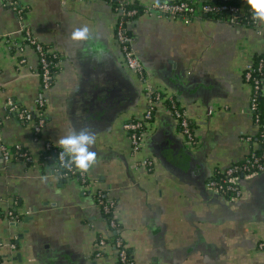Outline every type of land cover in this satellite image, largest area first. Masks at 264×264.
<instances>
[{"label": "crops", "instance_id": "obj_1", "mask_svg": "<svg viewBox=\"0 0 264 264\" xmlns=\"http://www.w3.org/2000/svg\"><path fill=\"white\" fill-rule=\"evenodd\" d=\"M17 2L21 18L0 0V139L21 145L36 161L0 156L5 263L128 264L119 261L111 244L95 254L96 239L113 234L95 200L100 190L114 203L117 231L133 264H264L259 246L264 243V171L241 177V195L233 200L206 184L216 169L259 147L243 68L254 53L264 52L259 31L264 22L258 21V28L206 15L182 19L140 13L127 22L143 65L140 76L123 61L111 3ZM83 25L93 38L71 40V32ZM24 27L58 55L47 88L41 87L38 53ZM4 38L18 46L10 49ZM146 85L172 96L185 110L196 145L186 144L164 97L146 122L138 152L132 153L124 123L143 118L149 104ZM38 97L45 100V122L36 138L32 122L5 109L11 98L37 112ZM82 127L95 133L96 163L84 172L85 179L61 175L56 161L42 160L44 143L63 150L58 140ZM143 157L151 164H136ZM8 209L15 215H6Z\"/></svg>", "mask_w": 264, "mask_h": 264}, {"label": "built area", "instance_id": "obj_2", "mask_svg": "<svg viewBox=\"0 0 264 264\" xmlns=\"http://www.w3.org/2000/svg\"><path fill=\"white\" fill-rule=\"evenodd\" d=\"M105 1L113 4V8L117 14L114 36L120 47L123 61L127 68L140 76L144 74L143 65L133 48V37L127 26V22L134 18V16L139 15L140 13H155L156 15L163 17L192 19L206 15L208 12L226 10L229 12V15L224 16V19H227L231 23H241L240 16L244 11L243 5L244 3H247V0H159V4L157 5L156 0H154L139 6L137 4L136 6L130 0ZM3 3L12 7L16 11L18 17H22V7L18 5L17 0H3ZM248 11V21L251 22V26H258V20L253 19V12L250 7H248ZM23 30L28 41L34 45L38 53V62L40 66L39 70L37 66V72L40 77L41 87L47 88L54 75V72L51 70L52 61H48L45 58L43 55L44 46L35 39L30 33L28 27H24ZM259 31L264 36V29L259 28ZM5 42L8 47L18 46L16 45L17 42L10 38H6ZM53 52L54 56H58L55 51ZM25 61V56L21 55L19 57V62L24 63ZM243 78L250 86L249 111L252 114L254 122L258 125V130L261 128L262 134L264 135V97L262 101L259 102L257 96L259 90L264 95V70L261 69V61L256 65L252 60L247 62L243 68ZM145 91L149 104L143 118L128 120L124 123V127L128 131L132 153L136 154L138 152L142 144L143 130L146 122L152 117L155 105L163 100L164 97L169 101L170 111L177 119L180 132L185 138L186 144L196 145L198 139L192 131L190 119L185 110L176 103L175 99L172 96L166 97L161 91L156 89L153 90L149 85L145 86ZM37 103L40 106V109H37V112H34L31 109L17 104L15 100L8 98L5 109L7 113H13L21 121L32 122L33 135L36 138L40 136L41 129L45 122L42 110V106L45 103L44 98L38 97ZM50 147V142L45 141L44 149L41 154L43 161L50 157V154L46 152V149H49ZM62 151L63 150L61 149L56 151L58 159L56 162L59 173L64 176L75 175L85 179V173L78 170L74 165L71 169L61 167L60 153ZM0 156L3 161L21 160L27 163H34V161H36V158L21 145L14 144L13 146H10L4 143L1 139ZM65 158L67 159V157ZM136 164L150 165L151 161L143 157L138 159ZM262 171H264V146H262L260 151L255 150V148L251 149L240 162L230 163L223 168L216 169L208 178L206 184L209 189L216 191L224 198L233 200L241 195L242 189L240 186V178L254 175ZM95 197L96 203L107 216L110 230L113 233L112 236L108 238L99 236L96 239L97 249L95 254L101 255L102 247L106 244H111L115 249L119 261L133 264L128 247L125 245L121 235L117 231V221L113 213V201L106 199L100 190L95 194ZM6 215L12 217L15 214H13L12 210L8 209ZM10 245L14 247L15 244L11 242ZM259 246L264 247V243L260 242ZM5 262L4 258L0 255V264H6Z\"/></svg>", "mask_w": 264, "mask_h": 264}, {"label": "clouds", "instance_id": "obj_3", "mask_svg": "<svg viewBox=\"0 0 264 264\" xmlns=\"http://www.w3.org/2000/svg\"><path fill=\"white\" fill-rule=\"evenodd\" d=\"M253 12V19L264 22V0H247ZM159 4V0H156ZM73 41H88L93 38L87 25L74 29L69 37ZM95 133L91 127L73 129L58 140L63 149L60 153L61 167L69 168L74 165L78 170L87 172L97 160V153L92 150L95 144ZM67 157V159L65 158Z\"/></svg>", "mask_w": 264, "mask_h": 264}, {"label": "trees", "instance_id": "obj_4", "mask_svg": "<svg viewBox=\"0 0 264 264\" xmlns=\"http://www.w3.org/2000/svg\"><path fill=\"white\" fill-rule=\"evenodd\" d=\"M133 4H135L137 6L136 3L133 2ZM113 6V4H112ZM139 6V5H138ZM248 3H244L243 5V13L241 14L240 18H241V24H248V25H251V22L248 21V15H249V11H248ZM229 15V12L226 11V10H217L215 12H208L206 14V16H210V17H213V18H224V16H227ZM137 16V15H136ZM134 16V17H136ZM15 46H11L10 49H14ZM53 51H49L46 49V47H44V56L45 58L48 60V61H52V64H51V70L53 72H55V69H56V62L58 61V56H54L53 55ZM252 61L254 62V64L256 65L259 61H261V69L264 70V52H256L253 54L252 56ZM55 62V63H54ZM54 63V64H53ZM38 70H39V62H38ZM257 96H258V100L259 102L262 101L264 95L261 93V91L259 90V92L257 93ZM167 102H169L167 100ZM257 139L259 141V147L255 148V150L257 151H260V149L262 148V146H264V135L262 134V129L260 128L258 130V133H257ZM58 150V148H55V147H50L49 149H46V152H48L50 154V157L47 158V160H52V161H57V155H56V151ZM242 161V160H240ZM238 161V162H240ZM219 174V173H218Z\"/></svg>", "mask_w": 264, "mask_h": 264}, {"label": "water", "instance_id": "obj_5", "mask_svg": "<svg viewBox=\"0 0 264 264\" xmlns=\"http://www.w3.org/2000/svg\"><path fill=\"white\" fill-rule=\"evenodd\" d=\"M170 154L172 155V154H175V151H173V150H170ZM217 194V193H216Z\"/></svg>", "mask_w": 264, "mask_h": 264}]
</instances>
